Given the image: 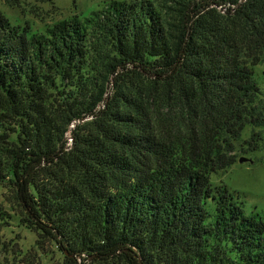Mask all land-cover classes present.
<instances>
[{"label":"trees","instance_id":"trees-1","mask_svg":"<svg viewBox=\"0 0 264 264\" xmlns=\"http://www.w3.org/2000/svg\"><path fill=\"white\" fill-rule=\"evenodd\" d=\"M259 63L264 0H110L43 30L0 10V228L65 264H264L262 218L210 184L259 146Z\"/></svg>","mask_w":264,"mask_h":264},{"label":"rangeland","instance_id":"rangeland-1","mask_svg":"<svg viewBox=\"0 0 264 264\" xmlns=\"http://www.w3.org/2000/svg\"><path fill=\"white\" fill-rule=\"evenodd\" d=\"M110 0H0V10L13 24L32 27V30H43L47 25L78 15L83 18L100 9ZM254 78L264 92V64L253 66ZM261 131L259 146L253 150L240 152L239 157L247 160L236 161L223 171L210 174L212 187L225 185L233 193L246 213H257L264 221V124L255 128ZM252 127L246 125L241 139H247ZM70 134L68 133V137ZM9 190L0 185V208L11 210ZM40 238L32 228L17 223L7 224L0 228V264H65L64 254L55 247L41 245Z\"/></svg>","mask_w":264,"mask_h":264},{"label":"water","instance_id":"water-1","mask_svg":"<svg viewBox=\"0 0 264 264\" xmlns=\"http://www.w3.org/2000/svg\"><path fill=\"white\" fill-rule=\"evenodd\" d=\"M84 119H86V118H82L81 120H84ZM74 124H75V122L71 124V127H73ZM70 139H71V138H70ZM246 160H247V158H246V157H243V156H240V157L238 158V161H240V162H243V161H246Z\"/></svg>","mask_w":264,"mask_h":264}]
</instances>
